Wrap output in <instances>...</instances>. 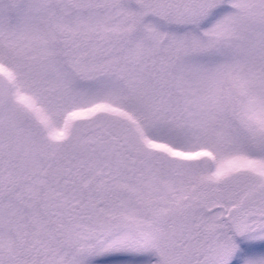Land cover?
Masks as SVG:
<instances>
[{"label":"snow or ice","instance_id":"snow-or-ice-1","mask_svg":"<svg viewBox=\"0 0 264 264\" xmlns=\"http://www.w3.org/2000/svg\"><path fill=\"white\" fill-rule=\"evenodd\" d=\"M0 264H264V0H0Z\"/></svg>","mask_w":264,"mask_h":264}]
</instances>
